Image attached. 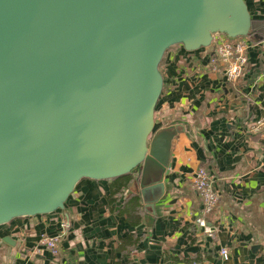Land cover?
<instances>
[{
    "label": "water",
    "instance_id": "1",
    "mask_svg": "<svg viewBox=\"0 0 264 264\" xmlns=\"http://www.w3.org/2000/svg\"><path fill=\"white\" fill-rule=\"evenodd\" d=\"M253 22L245 0H0V227L135 172L155 209L180 127L156 129L166 52Z\"/></svg>",
    "mask_w": 264,
    "mask_h": 264
},
{
    "label": "crops",
    "instance_id": "2",
    "mask_svg": "<svg viewBox=\"0 0 264 264\" xmlns=\"http://www.w3.org/2000/svg\"><path fill=\"white\" fill-rule=\"evenodd\" d=\"M245 1L254 22L264 25V0ZM248 39V63L233 82L223 70H211L213 44L193 52L176 45L166 52L156 129L180 127L172 141L166 193L155 209L141 194L140 225L111 211V180L84 179L63 210L17 218L0 228V264H116L120 238L129 232L141 237L126 256L135 264H264V128H253L264 118V27ZM200 167L213 173L220 193L216 212L207 218L213 236L196 222L201 198L193 184ZM134 175L118 205L141 191L139 174ZM64 225L60 254L54 256L42 238Z\"/></svg>",
    "mask_w": 264,
    "mask_h": 264
},
{
    "label": "built area",
    "instance_id": "3",
    "mask_svg": "<svg viewBox=\"0 0 264 264\" xmlns=\"http://www.w3.org/2000/svg\"><path fill=\"white\" fill-rule=\"evenodd\" d=\"M214 53L209 57V65L213 72L223 70L226 79L230 82L236 81L242 75L243 69L248 63V49L250 42L248 36L231 38L225 34H216L213 40ZM255 132L264 128V118L258 120L253 126ZM194 189L201 198L200 216L196 219L197 224L204 228L209 236L214 235V230L208 225V216L216 212L220 203V193L215 187V177L207 167H200L195 175ZM62 229L56 235H46L42 238L43 245L50 250L54 256L60 254V241L64 236ZM221 255L228 258V250L223 249ZM199 264V263H198Z\"/></svg>",
    "mask_w": 264,
    "mask_h": 264
},
{
    "label": "trees",
    "instance_id": "4",
    "mask_svg": "<svg viewBox=\"0 0 264 264\" xmlns=\"http://www.w3.org/2000/svg\"><path fill=\"white\" fill-rule=\"evenodd\" d=\"M263 27L264 25L259 24L258 22H253L254 33L252 34L260 32ZM134 174H136V172L112 179L108 199L111 211L117 212L121 216H125L133 226H138L142 223L144 217V206L141 192L139 191L126 197L122 201V205L117 204L121 201L125 191L131 188V185L135 181L136 178ZM140 241L141 237L135 232H129L121 237L118 246V253L121 257L117 259L116 264H135L132 260H127L126 256H130L131 251L137 247ZM199 259V257L196 258V260ZM187 261L189 260L187 259Z\"/></svg>",
    "mask_w": 264,
    "mask_h": 264
},
{
    "label": "rangeland",
    "instance_id": "5",
    "mask_svg": "<svg viewBox=\"0 0 264 264\" xmlns=\"http://www.w3.org/2000/svg\"><path fill=\"white\" fill-rule=\"evenodd\" d=\"M162 61H163V60H162ZM162 63H163V62H161V64H160V70H161V67H162ZM0 228H1V227H0ZM58 233H59V232H58Z\"/></svg>",
    "mask_w": 264,
    "mask_h": 264
}]
</instances>
